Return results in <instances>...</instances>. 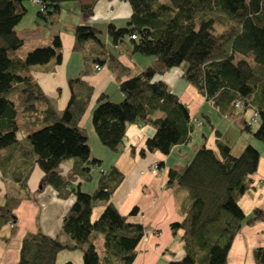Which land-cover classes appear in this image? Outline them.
<instances>
[{"label": "trees", "instance_id": "1", "mask_svg": "<svg viewBox=\"0 0 264 264\" xmlns=\"http://www.w3.org/2000/svg\"><path fill=\"white\" fill-rule=\"evenodd\" d=\"M27 1L32 0H0V167L4 177L19 183L18 194L6 193L0 204V229L13 223L4 239L14 236L15 209L22 199L35 198L27 180L38 164L43 171L40 188L51 184L60 196L74 194L75 200L57 236L41 229L26 233L17 264H55L62 249L81 250L82 264H132L145 226L129 221L111 201L124 179L123 171L114 165L101 168L103 160L92 155L82 118L94 87L84 76L92 67L98 69L96 65L105 66L123 94L122 100L114 101L101 93L91 113L96 135L113 152L121 151L132 123L155 128L140 155L157 150L168 154L190 139L187 106L163 80L156 79L182 65L184 79L206 100L223 115L240 117L242 131L264 140V0H124L131 15L123 26L108 23L110 43L104 30L79 23L73 51L82 57L84 69L68 78L71 94L62 112L32 75L35 67L49 70L61 63V36L55 34L52 43L19 54L24 40L16 26L27 13ZM65 1L72 0H40L37 22L55 24ZM78 1L82 12L93 14L99 0ZM136 54L153 56L154 61L136 72L121 59ZM254 111L256 127L248 122ZM246 112H250L248 119ZM20 120L28 129L24 142L19 139ZM216 143L218 150L203 143L184 167L169 170L167 185L182 215L171 229L183 242L185 255L166 264H226L242 225L264 221V209L255 208L247 215L239 204L258 168L259 150L248 144L234 155L228 143L219 139ZM70 158L74 167L66 173L58 170ZM95 169L96 186L90 192L82 184L93 180ZM98 203H105V208L92 220ZM99 236L104 239L102 253L96 244ZM254 257L256 264H264V246L254 250Z\"/></svg>", "mask_w": 264, "mask_h": 264}, {"label": "crops", "instance_id": "2", "mask_svg": "<svg viewBox=\"0 0 264 264\" xmlns=\"http://www.w3.org/2000/svg\"><path fill=\"white\" fill-rule=\"evenodd\" d=\"M30 2V8L16 26V31L24 40L26 52L41 46L40 41L44 37V24L37 22L40 5ZM78 3L62 2L60 14L55 23L58 25V31L54 34H59L62 38L61 63L55 64L49 70L38 67L32 70L34 79L60 112L66 107L71 94L68 78L77 76L84 69L82 57L73 51L76 25L87 23L99 27L104 30L105 39L110 43L106 33L108 23L114 22L123 26L131 15L130 4L124 0H99L93 14L82 12L80 2ZM73 8L76 13L71 20V27L64 30L59 27L60 17L68 14ZM27 15L34 16L35 19L32 24L28 22L22 26ZM28 41L31 43L30 47L26 44ZM22 53L20 49L19 54ZM124 58H129L131 60L129 61L134 63L136 72L154 61L139 57L137 54L132 58L122 55L121 59L129 65L131 64ZM183 72L184 66H176L156 76V79L163 80L187 106L192 122L190 139L175 145L168 154L157 150L147 151L145 155H140L139 151L145 146L146 139L155 133V128L148 124H130L119 153L113 152L100 142L92 123L90 124L91 113L97 99L104 92L111 100L120 101L123 99V94L114 74L105 66L99 69L92 67L84 76L85 80L94 87V93L82 118V125L89 136L92 155L103 160L101 168L107 169L114 165L123 171L124 179L112 194L111 201L121 214L128 216L129 221L139 222L145 226V234L137 245V255L132 264H166L169 260L181 259L185 255L183 242L178 236L173 235L171 229V223L180 221L182 215L178 210L174 191L167 185L168 173L170 169L179 170L189 163L203 143L218 150L216 140L219 139L228 143L233 153L235 145L238 144L237 139L243 137L244 143L241 148L252 144L259 150L258 168L252 175L249 189L240 197L239 204L247 215L255 208L264 209V140H259L252 134V136H244L240 126L242 119L223 115L195 86L184 79ZM204 115L209 118V122ZM249 116L250 112L244 114L246 119ZM19 123V139L24 142L28 129L23 127L22 120ZM74 165L75 160L70 158L65 160L58 170L66 173ZM153 167L155 171H152ZM97 171V169L93 170L92 181L97 179ZM42 176V169L35 164L27 180L31 193L36 192L35 198L22 199L15 209L17 223L14 236L9 240L4 239L11 234L12 229L9 225L6 224L0 229V264H17L21 243L26 233L41 229L48 235L57 236L61 230L63 217L73 204L75 195L60 196L58 190L51 184L40 188ZM92 181L83 183V189L87 190L86 184H92ZM18 192L19 183L4 177L0 167V204L5 202L6 193L17 195ZM105 205V203H98L93 208L92 220L100 216ZM134 207L138 209L135 214H132L131 210ZM261 246H264V221L244 223L233 239L226 264H256L254 250ZM68 261L82 264V251L60 250L55 264H65Z\"/></svg>", "mask_w": 264, "mask_h": 264}, {"label": "rangeland", "instance_id": "3", "mask_svg": "<svg viewBox=\"0 0 264 264\" xmlns=\"http://www.w3.org/2000/svg\"><path fill=\"white\" fill-rule=\"evenodd\" d=\"M66 2H71V3H75V2H79L78 0H72V1H66ZM26 4H27V7H28V9L30 8V5H31V2L30 1H27L26 2ZM79 4V3H78ZM37 7V6H36ZM38 9V8H37ZM73 12V13H72ZM75 13H76V10H74V8L73 9H71L70 10V12H68V14H65V15H63V16H61L60 17V20H59V23H60V26L59 27H61L62 29H64V30H68L71 26V20H72V18H73V16L75 15ZM35 18H34V16L33 17H29V15H27V17L24 19V21H23V23H22V26L24 25V24H28V22L29 23H31L32 24V21L34 20ZM43 27H44V32H43V34H44V37H43V39L40 41V43H42V44H40L41 46H45V45H48V43L50 42V43H52V39H53V36L55 35L54 33H56L57 31H58V25L57 24H51V25H47V26H45V25H43ZM52 34V38H50V35ZM54 34V35H53ZM48 40H49V42H48ZM49 43V44H50ZM27 45H29V47H30V45H31V43L28 41V43H26ZM37 47V46H36ZM25 47L23 46L22 48H21V51H23V53L21 54L22 56H25V54L28 52H26V49H24ZM31 50V49H30ZM137 56H139V57H142V58H150V60H154V57L153 56H142V55H139V54H137ZM125 60H127L130 64H131V66H132V68L135 70V69H137L136 68V66L134 65V63H131L130 61V59L129 58H124ZM130 60V61H129ZM148 60V59H147ZM183 66V65H182ZM136 71V70H135ZM247 113V112H246ZM92 123V117H90V124ZM257 124L258 123H255L254 124V127H256L257 126ZM244 136H252L251 135V133L250 132H248V131H244ZM241 138V137H240ZM237 139V143L238 144H236L235 145V147H234V155H239L241 152H242V150H243V148H241L242 147V145H243V143H244V139H243V137H242V139ZM248 145V144H247ZM246 146V145H245ZM244 146V147H245ZM242 149V150H241ZM95 183H96V180L95 181H92V184H86V188H87V191H93V189H94V187H95ZM96 244H97V248H98V250L102 253L103 252V250H104V239H103V237L102 236H99V238L96 240Z\"/></svg>", "mask_w": 264, "mask_h": 264}, {"label": "built area", "instance_id": "4", "mask_svg": "<svg viewBox=\"0 0 264 264\" xmlns=\"http://www.w3.org/2000/svg\"><path fill=\"white\" fill-rule=\"evenodd\" d=\"M33 2L37 3V4H41L40 0H32ZM96 67L99 69V67L96 65ZM236 106L240 107L241 103L239 101L236 102ZM258 119V113L257 112H253L252 116L250 117V119L248 120L249 123H255ZM152 171H155V167L152 168ZM10 227H13V223H10Z\"/></svg>", "mask_w": 264, "mask_h": 264}]
</instances>
